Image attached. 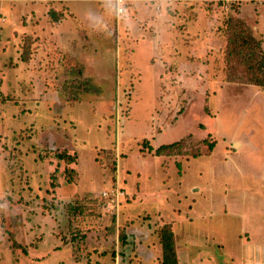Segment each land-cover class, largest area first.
<instances>
[{
	"label": "rangeland",
	"instance_id": "1",
	"mask_svg": "<svg viewBox=\"0 0 264 264\" xmlns=\"http://www.w3.org/2000/svg\"><path fill=\"white\" fill-rule=\"evenodd\" d=\"M129 2L118 16L98 0H0V264H142L133 225L146 229L159 210L178 220L179 239L197 243L184 242L193 258L219 253L196 215L231 201L238 174L226 166L264 165V89L240 69L229 79L240 67L225 47L216 83L206 63L187 87L179 74L191 39L227 42L226 20L255 1L195 0L213 17L197 24L192 15L205 9L187 12L183 1ZM255 12L264 26V2ZM155 25L171 31L170 44L150 37ZM234 138L245 143L239 152ZM117 186L126 194L118 212L102 196Z\"/></svg>",
	"mask_w": 264,
	"mask_h": 264
},
{
	"label": "crops",
	"instance_id": "2",
	"mask_svg": "<svg viewBox=\"0 0 264 264\" xmlns=\"http://www.w3.org/2000/svg\"><path fill=\"white\" fill-rule=\"evenodd\" d=\"M70 1L74 0H64V3L67 7ZM163 1H183L186 2L184 5L185 10L189 12V10H193L196 12V9H205L204 7L194 8L195 0H163ZM230 1V0H228ZM255 3H250L249 5H243L239 7L238 13H235L238 17L245 20V22L252 28L253 34L263 40V49H264V26L258 25V20L256 17L252 19V16H255V10H257L259 5H262L264 0H254ZM255 4V5H254ZM259 4V5H258ZM214 5V4H212ZM193 6V7H191ZM191 7V8H188ZM69 8V7H68ZM70 10V9H69ZM161 11V15H159L158 11ZM190 10V11H191ZM192 12V11H191ZM199 12V11H198ZM163 7L156 10V21H160L163 16ZM200 15L193 14L195 16V23H198L197 18L199 19L201 15H205V17L209 19H213L212 15L210 16L207 9L200 10ZM74 14V13H72ZM123 15H126L123 14ZM122 16V15H121ZM83 18H87V16H83ZM81 18V19H83ZM4 18H1V21H4ZM218 21V18L215 19ZM212 22H214L212 20ZM145 23V22H144ZM144 23L142 21L136 22V28L132 30L136 31V36L138 37L139 34L144 33ZM218 24V22H217ZM146 26V24H145ZM152 27V26H151ZM166 27V26H165ZM155 32V36H150L154 38H158L155 43L159 44H170L171 43V36L172 33L169 29H165L164 26L155 25L153 28ZM17 32V31H15ZM36 32L34 29L32 32L23 33H30L33 34ZM21 33V34H23ZM20 34V35H21ZM171 34V35H170ZM19 35V36H20ZM215 39V44H205L202 43L199 39H191V42L187 44H194L190 46L193 49H190V56H186L184 59V63H181L179 66V74L185 76V85L188 86L190 79H188V74L191 76H196L197 74L201 76V73L195 72L198 71V64L201 63L202 67L204 64L206 65V69L204 70L205 76L207 78V83L214 82L221 77V72L217 71L214 68L216 60L219 58L221 54V49L226 45V39H218L213 35ZM209 39V38H208ZM204 40V39H203ZM202 45L201 48H195V45ZM209 45L212 47L210 48ZM214 45V47H213ZM7 46V45H6ZM172 52L171 49L168 50ZM207 51V52H206ZM197 53V55H196ZM205 53V54H204ZM206 55L203 58L202 55ZM210 56V61L209 58ZM193 55V56H192ZM169 56V55H168ZM189 58V59H188ZM24 63L29 65L30 57L28 60H24L21 58ZM202 59L203 61L201 62ZM42 60V57H41ZM200 60V61H199ZM189 61V62H188ZM40 62V61H39ZM191 62V64H189ZM193 63V64H192ZM191 66V68H189ZM197 65V67H195ZM57 66V64H56ZM214 70L217 72V75H214ZM211 77V78H210ZM193 81V80H192ZM221 85L223 86H230L228 83L220 81ZM254 84H248V86ZM259 89L264 87H260L254 85ZM186 89V88H185ZM188 92V90L186 89ZM236 141L234 142L235 147L234 151L232 152H239L241 151L245 143L240 138H234ZM173 142V141H172ZM229 168V172H234L238 174L236 177L237 180H233L232 187L227 188L226 192L229 196L226 203L223 204V207L219 210V212H209V213H201L197 214L196 216L199 217V220L202 221V230L204 232L208 231L210 233V239L212 240V244L216 247L219 253L222 254L223 257H230L231 263L230 264H264V165L257 166V165H231L226 166ZM192 190L199 191L200 188L197 184H192ZM225 190V189H224ZM181 203V200L178 201ZM172 208V207H171ZM175 211H178L177 214L179 215V219L183 220V215H181L182 211L178 208H173ZM174 211V212H175ZM155 222H152L149 218H153L150 215L147 217L149 222L147 223L148 226L146 229H143L142 226L133 225L135 229L136 235H141L143 233V237L141 238L142 242H137V245L132 248V253L136 257L142 255L140 259L137 261L144 264H163L162 260V245L160 243V239L158 234L156 233V229L159 226L163 225L164 223H169L172 226V229L175 234V245H176V252L178 258V264H229L223 261V259L219 260L217 258V250H214V253L208 252H197L194 258L190 251H187L186 246L184 247V242L192 241V237H189V234L184 236L183 238H178L177 231L175 229V224L178 220L167 221L164 217L162 212L159 210L157 211ZM185 219V218H184ZM215 219L217 222L215 223ZM132 227V228H133ZM148 235V236H147ZM189 237V238H188ZM188 238V239H187ZM180 240V241H179ZM193 242V241H192ZM192 244L197 245V243L193 242ZM200 244V243H198ZM194 245V246H195ZM137 253V255H136ZM193 258V259H192ZM119 262V261H118Z\"/></svg>",
	"mask_w": 264,
	"mask_h": 264
},
{
	"label": "trees",
	"instance_id": "3",
	"mask_svg": "<svg viewBox=\"0 0 264 264\" xmlns=\"http://www.w3.org/2000/svg\"><path fill=\"white\" fill-rule=\"evenodd\" d=\"M130 2L127 3V7ZM228 41L225 45V58L228 62H236L240 68H233L230 73L232 79L237 71H244L248 82L260 87H264V49L263 40L253 34L252 28L242 18L229 17L226 20ZM24 60L28 56L21 54ZM178 142L165 143L158 146L155 150L156 155L167 154ZM152 147L149 148L152 151ZM63 155L59 157L62 158ZM72 158V157H69ZM162 245L163 264H178L175 234L171 224L164 223L156 229Z\"/></svg>",
	"mask_w": 264,
	"mask_h": 264
},
{
	"label": "built area",
	"instance_id": "4",
	"mask_svg": "<svg viewBox=\"0 0 264 264\" xmlns=\"http://www.w3.org/2000/svg\"><path fill=\"white\" fill-rule=\"evenodd\" d=\"M98 1H102L105 2L106 4H113L116 10V14L118 16H121L123 14L126 13L128 7H127V3L129 2V0H98ZM131 1V0H130ZM125 193L123 192V190H121L120 188L115 187L111 190L108 191H104L102 193L103 198L108 199L107 204L112 206L113 203H115V206H113V209L115 208V211L118 212V207L120 205V198L122 196L125 197ZM120 208V207H119Z\"/></svg>",
	"mask_w": 264,
	"mask_h": 264
}]
</instances>
